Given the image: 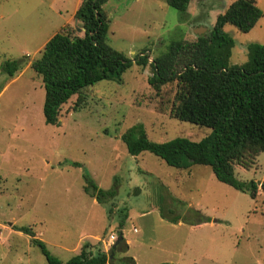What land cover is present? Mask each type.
<instances>
[{
    "label": "rangeland",
    "instance_id": "1",
    "mask_svg": "<svg viewBox=\"0 0 264 264\" xmlns=\"http://www.w3.org/2000/svg\"><path fill=\"white\" fill-rule=\"evenodd\" d=\"M232 1L189 0L180 12L164 0H107L105 42L132 63L92 85L75 109L76 96L69 98L54 125L43 121L39 76L30 67L11 78L0 70V264H47L14 226L31 227L61 261L74 254L77 239L95 243L93 235L100 240L115 231L129 241L117 258L130 256L134 264H264L261 192L251 198L216 180L206 165L176 168L149 151L132 156L120 139L137 123L157 143L210 134L207 126L169 116L174 82L155 93L146 82L150 65H137L133 56L147 53L149 62L170 41L194 39V28L209 29ZM255 3L261 16L248 32L223 26L233 40L229 64L247 60L249 43L264 44V0ZM57 22L39 0H0V64L36 58ZM84 172L102 189L114 188V196L100 204L84 193ZM263 173L264 151L248 169L234 166L240 181H260ZM122 207L127 217L119 228ZM201 217L208 220L197 223Z\"/></svg>",
    "mask_w": 264,
    "mask_h": 264
},
{
    "label": "trees",
    "instance_id": "2",
    "mask_svg": "<svg viewBox=\"0 0 264 264\" xmlns=\"http://www.w3.org/2000/svg\"><path fill=\"white\" fill-rule=\"evenodd\" d=\"M105 2L81 0L73 16L82 33L60 29L47 39L38 56L29 62V67L42 83L41 111L45 124L57 123L61 105L69 98L76 96L75 109L91 92L92 85L119 77L132 63L105 42L109 23L103 9ZM164 2L184 12L189 0ZM260 16L255 0H233L215 17L213 25L194 39L170 41L165 50L149 62L147 53L133 56L137 65H150L152 72L146 82L155 93L163 85L174 82L169 116L207 126L211 132L198 141L175 137L157 143L149 141L142 124L137 123L120 135L130 155L149 151L176 168L206 165L216 180L247 192L251 198H255L257 192L264 195V173L259 184L253 179L240 181L234 176L235 165L248 169L256 155L264 151V44L249 43L247 60L241 64H229L233 40L223 31V26L230 24L241 32H248ZM22 67V63L16 60H3L0 64L1 72L9 78ZM71 164L79 166L77 162ZM82 177L83 192L96 202L103 204L114 196V188L98 187L86 172ZM108 206L110 213L112 207ZM118 212L117 226L120 228L127 210L122 207ZM170 220L178 222L180 218L176 215ZM207 220L201 217L197 223ZM13 229L25 234L29 242L39 248L47 264H134L130 256L117 258L116 253L127 248L123 238L107 250L100 240L95 243L82 241L77 253L61 261L34 236L31 227L14 226Z\"/></svg>",
    "mask_w": 264,
    "mask_h": 264
},
{
    "label": "crops",
    "instance_id": "3",
    "mask_svg": "<svg viewBox=\"0 0 264 264\" xmlns=\"http://www.w3.org/2000/svg\"><path fill=\"white\" fill-rule=\"evenodd\" d=\"M80 1L81 0H39V2H43V4H44L45 8L47 9L48 13L50 15L53 14L56 17V22L57 21L58 22L55 24V26H53L49 36L40 44L41 46H38L37 52L40 50L42 45L47 41V39L50 36H52L55 32L59 31L60 29H67V30L74 29L75 33H77V34H81L82 33V30L77 31V28H79V27L77 26V21L74 19V16H73L74 12L76 11V9H77V7H78V5L80 3ZM30 61H27V63L22 67V69L16 74V76L21 74V72L25 68L29 67V62ZM260 180H261V178H260ZM114 233H116V232L114 231ZM34 234H36V233L34 232ZM92 237L96 241L99 239V237L96 236V235H93ZM83 239L84 238L77 239L75 241V243H74V246L72 248H70L69 251L73 252L74 254L77 253L79 245H80V242ZM123 240L126 243L127 248H128L129 241L126 240L125 238ZM175 264H179V263L176 262Z\"/></svg>",
    "mask_w": 264,
    "mask_h": 264
},
{
    "label": "built area",
    "instance_id": "4",
    "mask_svg": "<svg viewBox=\"0 0 264 264\" xmlns=\"http://www.w3.org/2000/svg\"><path fill=\"white\" fill-rule=\"evenodd\" d=\"M115 239H116V234L113 231H110L100 239V242L102 243L104 249H107L112 245Z\"/></svg>",
    "mask_w": 264,
    "mask_h": 264
},
{
    "label": "water",
    "instance_id": "5",
    "mask_svg": "<svg viewBox=\"0 0 264 264\" xmlns=\"http://www.w3.org/2000/svg\"><path fill=\"white\" fill-rule=\"evenodd\" d=\"M81 29L80 28H77V31H80ZM208 29L204 26H197L194 28L193 32L196 34V35H200L202 33H204L205 31H207ZM258 184L260 183L259 181H256ZM121 234L119 233L115 239V241L112 243V246H114L118 241H120L121 239Z\"/></svg>",
    "mask_w": 264,
    "mask_h": 264
}]
</instances>
